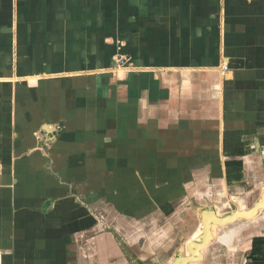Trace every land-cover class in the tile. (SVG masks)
I'll return each instance as SVG.
<instances>
[{
  "label": "crops",
  "instance_id": "crops-1",
  "mask_svg": "<svg viewBox=\"0 0 264 264\" xmlns=\"http://www.w3.org/2000/svg\"><path fill=\"white\" fill-rule=\"evenodd\" d=\"M263 186L264 0H0V264L145 261Z\"/></svg>",
  "mask_w": 264,
  "mask_h": 264
},
{
  "label": "water",
  "instance_id": "water-1",
  "mask_svg": "<svg viewBox=\"0 0 264 264\" xmlns=\"http://www.w3.org/2000/svg\"><path fill=\"white\" fill-rule=\"evenodd\" d=\"M229 203L230 210L222 214L219 212L222 208L217 205H214L213 209L210 208L215 216H217L216 218L220 220L218 222L220 225L217 226L216 223L212 222L209 226L205 223V214L202 212L199 215L198 213L194 215V226L185 231L183 230L184 233L179 232V235L175 237L176 242H180L179 247H176L173 243V248L168 249V245V247L166 246L165 253L149 254L145 261L142 260L139 254L142 252L143 243L141 240H146L149 244L151 242L148 235L144 236V239L139 237L136 241L129 239L128 243L131 241L132 245L122 241L124 245L126 244V248L129 249L128 254L131 260L129 264H236L239 258L243 260L240 264H257L253 259L250 262L245 260L247 242L249 240L252 242L249 251H252V256H257L258 253L262 252V249L260 250L257 245V240H261L259 237L264 235L252 237V235L242 234V232L246 228L244 227L245 224L258 222L264 217V186L261 187L260 198L248 209H241L240 206L238 207L231 202ZM210 205L201 206L202 208L204 207L203 209L197 207V205L194 208L203 211L204 209L208 210ZM190 208L191 206H188L187 211ZM118 210L120 209L118 208ZM187 214L189 216L191 212L189 211ZM182 216L185 217L184 215H180L179 218ZM132 223H136V221L132 220ZM137 226L134 229H137ZM210 239L212 240L210 241ZM240 240L242 242L238 243ZM190 252H193L196 256H193Z\"/></svg>",
  "mask_w": 264,
  "mask_h": 264
},
{
  "label": "bare ground",
  "instance_id": "bare-ground-1",
  "mask_svg": "<svg viewBox=\"0 0 264 264\" xmlns=\"http://www.w3.org/2000/svg\"><path fill=\"white\" fill-rule=\"evenodd\" d=\"M255 212H256V211H255ZM253 215H254V214H253ZM250 217H252V216H250ZM211 222L220 225V223H218V222H220L219 219H217V218H215V217H212V216H208V217L206 218V220H205V223L208 224V225L210 226V223H211ZM211 240H212V239H210V241H211ZM190 254H192L193 256H196V254H194L193 252H190ZM178 262H179V261H178ZM177 264H178V263H177Z\"/></svg>",
  "mask_w": 264,
  "mask_h": 264
},
{
  "label": "built area",
  "instance_id": "built-area-1",
  "mask_svg": "<svg viewBox=\"0 0 264 264\" xmlns=\"http://www.w3.org/2000/svg\"><path fill=\"white\" fill-rule=\"evenodd\" d=\"M117 62H118V64H119L120 66H124V65H125V63H126V60H125V59H123V58H121V59H120V60H118Z\"/></svg>",
  "mask_w": 264,
  "mask_h": 264
},
{
  "label": "rangeland",
  "instance_id": "rangeland-1",
  "mask_svg": "<svg viewBox=\"0 0 264 264\" xmlns=\"http://www.w3.org/2000/svg\"><path fill=\"white\" fill-rule=\"evenodd\" d=\"M119 60H120V59H119ZM248 252H249V251H248ZM261 253L264 254V251H262ZM248 255H250V252L248 253ZM262 256H264V255H262ZM243 259H244V258H243ZM242 261H243L242 258H239V259L237 260L236 264H240ZM263 264H264V263H263Z\"/></svg>",
  "mask_w": 264,
  "mask_h": 264
}]
</instances>
